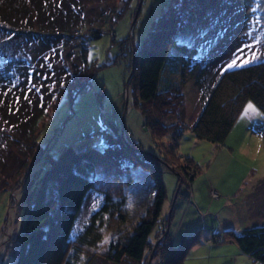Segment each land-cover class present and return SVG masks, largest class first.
<instances>
[{
	"label": "trees",
	"instance_id": "trees-1",
	"mask_svg": "<svg viewBox=\"0 0 264 264\" xmlns=\"http://www.w3.org/2000/svg\"><path fill=\"white\" fill-rule=\"evenodd\" d=\"M124 1L126 6L128 0ZM90 8L88 0H0V122L5 126L0 127V180L7 174L10 184L36 150L51 161L27 209L15 264H147L150 254V264H185L187 253L201 239L200 229L183 235L175 245L165 233L168 216L161 221L156 241H150L167 195L160 165L175 168L182 181L191 183L199 166L177 152L186 129L224 144L248 101L264 112V44L240 33V0H172L127 65L134 68L129 86L145 126L158 144L163 136L170 137L169 143L161 144L162 155L139 151L141 146L126 129L129 142L112 123V130H96L103 135L102 145L69 143L54 156L50 146L39 145L37 124L65 92L74 106L77 97L91 89L98 65L89 61L88 44L102 30L87 21ZM210 18L213 24L228 26L207 49L232 61L247 58L248 63L221 66L204 47L182 36L189 23ZM165 71L170 76H164ZM189 81L198 88L202 103L192 125L186 121L184 93ZM97 97L101 99L102 92ZM103 114L101 122L108 124ZM261 131L264 137V126ZM145 185L151 199L139 220L124 230L117 228L128 223L130 197ZM110 220L114 225L108 226ZM108 227L117 234L105 238ZM212 239L235 241L264 262V223L240 232L225 228Z\"/></svg>",
	"mask_w": 264,
	"mask_h": 264
},
{
	"label": "rangeland",
	"instance_id": "rangeland-1",
	"mask_svg": "<svg viewBox=\"0 0 264 264\" xmlns=\"http://www.w3.org/2000/svg\"><path fill=\"white\" fill-rule=\"evenodd\" d=\"M88 1L92 8L88 11L87 21L91 22V27L102 30V35L90 39L88 44L89 61L98 65V72L92 79L91 89L78 96L74 106L68 101L65 92L58 104L39 119L37 141L43 147L50 146L52 154L57 156L69 143H74L75 146L79 145L78 147H85L89 145L88 143L102 145L104 143L103 135L96 130H112V123H115L121 130L124 125L130 138L145 151L157 156L162 155L161 144L169 143L170 137L169 135L163 136L160 139V144L157 142L159 140L154 139L151 131L144 124L145 119L141 109L135 104L132 86L128 87V101L125 108L127 80L132 70V67L128 69L127 65L129 58L133 57V54L132 56L128 54L129 50L133 53L134 48L138 53L142 49L149 32L172 0H128L126 6L124 0ZM240 1L244 5L240 33H246L251 41L264 44V0ZM139 3H141L140 8L138 7ZM102 12L104 13L100 15ZM208 20L212 23H203L202 21L197 24L189 23L182 31V36L197 42L200 47H204L210 55L209 57L218 58L219 65L227 66L232 63V59L229 60L226 54L220 56V52L218 53L215 49L208 50L207 47H210V42L216 40L228 25L213 24V18ZM112 57L115 59L114 62L107 65V61ZM246 59L241 57L236 61L240 62ZM164 76L170 75L165 71ZM174 78L176 76H173L172 79ZM186 85L184 87L186 121L192 125L201 111V95L194 83L189 82ZM97 92H102L101 99L97 97ZM252 104L254 103L252 102ZM256 108L258 110L256 116L253 117L254 113L248 111L249 115L246 114L245 119L243 114L238 117L224 144L199 138L191 129H186L180 139L177 152L182 157L193 158L199 166L198 172L191 183L187 179L180 183L178 171L168 165H160L167 195L161 220L156 223L150 233L151 242L156 241L157 233L163 228L161 221H164L168 216H171V220L169 226L166 223V229L175 245L179 243L183 235H188L197 229H200L201 237L204 240L211 237L214 232L219 230L215 228L219 224L216 215L219 211L218 203L229 199L226 190L231 186V179L241 172L245 173L250 167L255 169L253 173L258 172V176L264 174L262 173L264 169V139L260 136L261 132L251 134L252 129L259 131L264 126V112L258 107ZM243 111L245 112L246 108ZM101 112L106 113L108 124L101 122ZM252 117L254 120L250 119ZM252 125L253 127H251ZM0 127L5 128L1 122ZM92 131L96 132L88 134ZM92 135L94 136L90 142L82 143L84 138ZM247 145L248 152H245L243 147H247ZM230 146L235 149L234 153ZM32 155L34 156L30 158V162L24 169H21V174L11 178L10 184L6 182L7 174L3 177L4 181L0 180V264H15L27 209L33 202L41 179L51 164L49 159L42 156L41 151L36 150ZM4 184L7 185L4 186ZM212 189L216 190L219 195L214 196ZM135 190L129 200V221L118 224L117 228L124 230L127 226L131 227L139 220L151 199L149 185L138 187ZM253 197L256 198L257 194ZM189 203L192 204L189 205ZM228 213L229 210L224 208L219 215L222 218ZM114 220L117 224L118 221ZM114 220L107 222L108 226L114 225ZM262 223H264V217L254 213L252 216L240 215L233 220H228L223 223L222 227L240 232L245 227ZM205 226L213 227L214 230H207L206 234ZM112 229L106 228L105 238L114 232ZM116 234L114 232V235ZM206 235L208 236L206 237ZM201 241H199L201 245L197 243L189 250L184 260L185 264H264L263 261L254 259L246 252H243L241 256L236 255L234 246L237 250H241L237 247V243L232 242L226 246L217 247L213 245L215 242L213 240H208L209 242L204 245ZM154 262L156 263L157 260ZM98 264L116 263L100 261ZM123 264L128 263L124 262Z\"/></svg>",
	"mask_w": 264,
	"mask_h": 264
},
{
	"label": "crops",
	"instance_id": "crops-1",
	"mask_svg": "<svg viewBox=\"0 0 264 264\" xmlns=\"http://www.w3.org/2000/svg\"><path fill=\"white\" fill-rule=\"evenodd\" d=\"M189 82H192V81H189ZM249 102H251V101H248L246 103V105H248ZM251 104H252V102H251ZM252 105H253V107L251 109H248L245 112L242 111L241 114L244 115V119L246 117V114L249 115L248 111H250V113H254L253 117L258 114V112H257L258 110L256 108L257 106L255 104H252ZM245 108H246V106H245ZM241 114H240V116H241ZM253 117L250 119L254 120ZM251 127H253V125ZM251 127H249V128H251ZM232 130H233V128H232ZM231 131H230V133H231ZM257 132H261V134H262L261 129H259V131H258V129H252L251 130V134H253V133L258 134ZM261 134H260V136L263 137V134L262 135ZM227 139H228V137H227ZM263 139H264V137H263ZM248 148H249L248 145H247V147H243L245 152H248ZM230 149L234 153L235 149L232 148L231 146H230ZM254 170L255 169L253 167H250L248 169V171H246L245 173L241 172L234 179H231V186L226 190V192L229 194V199L226 200L225 202H222V203L219 202L218 203L219 204V207H218L219 211L216 215H217V219L219 221V224L215 227L216 229H219L218 231H220V230L222 231L224 229V227H222L224 222H226L228 220L229 221L233 220L240 215L252 216L255 213V214H259V215L264 217V181H263L264 180V174L262 176H258L259 175L258 172L253 173ZM262 173H264V169L262 170ZM241 174H243V175H241ZM255 194H257L256 198L253 197ZM223 198H222V200H223ZM191 204L192 203H189V205H191ZM224 208H227L229 210V213L221 218L219 214L222 212V210ZM205 228H207L206 234H207V230H214L213 227H209V226H205ZM218 231H216V232H218ZM207 236L208 235H206V237ZM208 240H213L212 236L209 238L207 237L206 240H204L203 237H201V239H200V241L203 242V245L205 243H208L209 242ZM213 241H215V240H213ZM218 241L219 240L213 242V245H216L217 247H223V246H226L228 243H232V242L236 243L235 241H231V240H220L219 242ZM197 243L201 245V243H199V242H197ZM194 246H192V247H194ZM237 247H239V249H241L239 245ZM234 249H235L236 255H238V256L243 255L242 253L244 251L242 249L237 250V248H235V246H234Z\"/></svg>",
	"mask_w": 264,
	"mask_h": 264
},
{
	"label": "water",
	"instance_id": "water-1",
	"mask_svg": "<svg viewBox=\"0 0 264 264\" xmlns=\"http://www.w3.org/2000/svg\"><path fill=\"white\" fill-rule=\"evenodd\" d=\"M141 1H142V0H141ZM140 4H141V3H139V6H138L139 8H140ZM135 54H136V51H135V49L133 48V57H135ZM112 63H113V57L110 58V59L107 61L106 64L108 65V64H112ZM133 73H134V68H132V70H131V75H132ZM131 75H129V78H128V80H127V86H126V95H127V97H126L125 108H126L127 101H128V87H129V81H130ZM121 134H122V136L124 137V139H125L127 142H129L128 139H127V137H126V134H125V126H124V125L122 126ZM137 149H138L139 151H141V152L149 153V154H152V155L157 156L156 154H153V153H150V152H148V151H145V150L142 149V148H138V147H137ZM177 173L179 174V172H177ZM179 175H180V174H179ZM180 183H182V176H181V175H180ZM171 211H172V209L170 210V214H171ZM167 223H168V226H169L170 219L168 220ZM167 232H168V230L166 229L165 233L167 234ZM151 259H152V255L149 256V259H148L147 264H150Z\"/></svg>",
	"mask_w": 264,
	"mask_h": 264
},
{
	"label": "snow or ice",
	"instance_id": "snow-or-ice-1",
	"mask_svg": "<svg viewBox=\"0 0 264 264\" xmlns=\"http://www.w3.org/2000/svg\"><path fill=\"white\" fill-rule=\"evenodd\" d=\"M252 59H256L255 55H253ZM249 61L245 60L243 61V63H248ZM236 65V60H233L231 64L228 65V67H233ZM253 107V105L251 104V102H249V104L246 106V110L251 109Z\"/></svg>",
	"mask_w": 264,
	"mask_h": 264
},
{
	"label": "built area",
	"instance_id": "built-area-1",
	"mask_svg": "<svg viewBox=\"0 0 264 264\" xmlns=\"http://www.w3.org/2000/svg\"><path fill=\"white\" fill-rule=\"evenodd\" d=\"M102 120H103L104 122H106V117H105L104 114L102 115ZM212 193H213L214 196H218V195H219V193H218L216 190H214V189H212Z\"/></svg>",
	"mask_w": 264,
	"mask_h": 264
},
{
	"label": "clouds",
	"instance_id": "clouds-1",
	"mask_svg": "<svg viewBox=\"0 0 264 264\" xmlns=\"http://www.w3.org/2000/svg\"><path fill=\"white\" fill-rule=\"evenodd\" d=\"M125 134H126V132H125ZM126 137H127V135H126ZM175 169V168H174ZM176 170V169H175Z\"/></svg>",
	"mask_w": 264,
	"mask_h": 264
}]
</instances>
